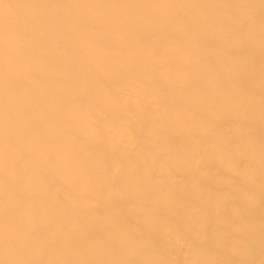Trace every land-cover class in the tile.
<instances>
[{
  "label": "bare ground",
  "instance_id": "obj_1",
  "mask_svg": "<svg viewBox=\"0 0 264 264\" xmlns=\"http://www.w3.org/2000/svg\"><path fill=\"white\" fill-rule=\"evenodd\" d=\"M0 264H264V0H0Z\"/></svg>",
  "mask_w": 264,
  "mask_h": 264
}]
</instances>
